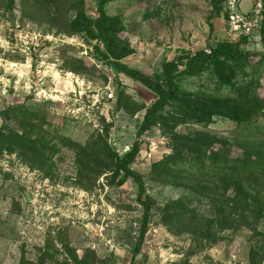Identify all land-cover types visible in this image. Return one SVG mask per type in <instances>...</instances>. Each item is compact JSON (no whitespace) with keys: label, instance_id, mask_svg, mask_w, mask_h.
Instances as JSON below:
<instances>
[{"label":"rangeland","instance_id":"374dc122","mask_svg":"<svg viewBox=\"0 0 264 264\" xmlns=\"http://www.w3.org/2000/svg\"><path fill=\"white\" fill-rule=\"evenodd\" d=\"M65 1H60L61 7ZM216 1L110 0L107 15L123 19L124 31L119 37L132 50L122 64L148 77L163 62L181 57L188 50L197 52L207 44L242 39L247 42L243 46L247 51L263 54L259 38L262 13L257 16L258 28L248 36H239L228 24V0H224L211 32L208 16L211 3ZM84 2L86 14L95 18L94 2ZM258 4L261 0H237L238 13L249 21ZM68 9L72 10V4ZM44 16V11L38 12L35 21L27 20L18 4L8 10L5 0H0V112L9 106L25 105L45 114L62 135L81 145L94 132L101 131L104 120L112 126L108 143L123 155L134 141L144 112L131 118L118 111L115 91L119 86L146 107L156 100L154 93L92 58L94 42L87 44L82 35H66L60 24L53 23V27ZM72 16L69 11V17ZM72 58L84 62V69L78 74L66 70ZM91 66H95V71ZM259 78L258 93L264 110V60ZM247 81L240 77L236 87H220L205 73L199 79L182 81L181 88L209 95L244 96ZM2 123L0 118V126ZM257 124L264 126V113ZM177 132H204L223 138L232 132L235 135V126L230 120L214 119L206 126H179ZM140 143L141 151L132 169L143 178L153 207L135 264H248L249 251L258 242L247 229L216 231V239L210 237L206 243L203 237L184 233L182 227L168 229L163 225V208L170 202L182 200L204 219L212 217L213 210L207 200L190 190L151 178L150 165L169 152L157 127L145 133ZM52 162L51 176L46 179L17 156H0V264H18L21 250L28 260L36 261L47 242L52 244L48 248L51 253H60L57 261L48 264L62 261L66 246L75 250L79 258L90 251L100 259H110L112 264H130L142 215L132 183L110 188L105 184V176L90 183L81 182L75 155L69 148L60 146ZM258 231L264 232V220Z\"/></svg>","mask_w":264,"mask_h":264},{"label":"trees","instance_id":"16d2710c","mask_svg":"<svg viewBox=\"0 0 264 264\" xmlns=\"http://www.w3.org/2000/svg\"><path fill=\"white\" fill-rule=\"evenodd\" d=\"M60 1L5 0L8 10L18 4L27 20L35 21L34 15L44 11L49 25L60 24L66 35H82L87 44L94 42L90 53L92 58L113 67L117 74L141 83L154 93L156 100L146 107L117 87L118 111L131 118L144 112L134 141L123 155H119L108 143L112 126L105 124L104 120L101 131L94 132L81 145L62 135L45 114L32 111L25 105L9 106L0 112L3 121L0 126V156L15 155L31 170L39 171L48 179L54 167L52 161L61 146L73 151L81 182L90 183L102 176H105V184L110 188H120L131 182L136 202L142 209L138 238L131 250L130 264H135L149 228L153 202L145 193L143 178L132 169V165L141 151V137L157 127L167 142L169 152L150 165L151 178L190 190L207 200L213 210V216L204 219L182 200L170 202L163 208V225L168 229L182 227L184 233L203 237L206 243L210 237L216 239V231L247 229L258 242V246L249 251L248 264H263L264 232H259L258 227L264 220V126L257 124V120L264 113L258 93L264 53L247 51L243 48L247 43L245 39L214 42L207 44L203 50H188L181 57L163 62L157 72L144 77L122 64L132 50L119 37L124 31L123 19L107 15L110 0H92L95 18L86 14L84 0H66L64 9ZM223 2L211 3L208 16L211 32ZM70 4L72 10L68 9ZM69 11L73 12L72 17H69ZM261 13L259 38L264 48V0H261ZM72 59V62H67L66 70L78 74L84 69V62L81 58ZM91 67L95 71V66ZM205 73L220 87L228 88L236 87L238 78H247L246 93L244 96H220L181 88L182 81L199 79ZM214 119L232 121L235 135L232 132L222 138L204 132L193 135L177 132L179 126L190 123L206 126ZM50 246L51 242H47L45 248L39 250L36 261L28 260L24 250H21L18 264L57 261L60 253L58 250L51 253ZM65 250L66 257L58 264H112L110 259H100L90 251L79 258L75 250L67 246Z\"/></svg>","mask_w":264,"mask_h":264},{"label":"built area","instance_id":"2783aa9c","mask_svg":"<svg viewBox=\"0 0 264 264\" xmlns=\"http://www.w3.org/2000/svg\"><path fill=\"white\" fill-rule=\"evenodd\" d=\"M225 11L228 14V24L234 31H237L239 36H248L250 31L258 28L257 16L261 12L260 4H258L256 12L249 21H247L245 15L238 13L237 0H228L225 6Z\"/></svg>","mask_w":264,"mask_h":264},{"label":"water","instance_id":"95a60500","mask_svg":"<svg viewBox=\"0 0 264 264\" xmlns=\"http://www.w3.org/2000/svg\"><path fill=\"white\" fill-rule=\"evenodd\" d=\"M27 200H29V198L27 197Z\"/></svg>","mask_w":264,"mask_h":264},{"label":"crops","instance_id":"0c3cea01","mask_svg":"<svg viewBox=\"0 0 264 264\" xmlns=\"http://www.w3.org/2000/svg\"><path fill=\"white\" fill-rule=\"evenodd\" d=\"M241 7V6H240ZM240 10H241V8H240Z\"/></svg>","mask_w":264,"mask_h":264}]
</instances>
